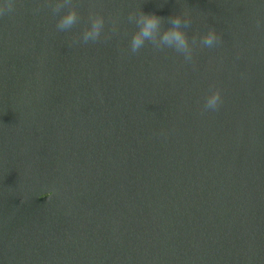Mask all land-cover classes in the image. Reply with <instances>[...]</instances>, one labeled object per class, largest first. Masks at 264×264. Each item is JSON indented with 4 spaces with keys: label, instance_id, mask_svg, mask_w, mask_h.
Returning <instances> with one entry per match:
<instances>
[{
    "label": "water",
    "instance_id": "1",
    "mask_svg": "<svg viewBox=\"0 0 264 264\" xmlns=\"http://www.w3.org/2000/svg\"><path fill=\"white\" fill-rule=\"evenodd\" d=\"M36 3L0 18V264H264V0ZM185 5L215 47L129 53L130 11ZM91 8L118 30L70 46Z\"/></svg>",
    "mask_w": 264,
    "mask_h": 264
},
{
    "label": "clouds",
    "instance_id": "2",
    "mask_svg": "<svg viewBox=\"0 0 264 264\" xmlns=\"http://www.w3.org/2000/svg\"><path fill=\"white\" fill-rule=\"evenodd\" d=\"M16 6L17 0H0V18L15 13ZM43 9L49 10L56 18L57 32H69L80 23L81 13L77 0H37L32 11L35 14ZM127 19L136 26L128 45L130 54H138L144 47L151 46L157 52L172 50L182 56L185 63L194 64L196 48H213L221 41V34L212 26L203 33L197 30L189 37L187 30L192 25L193 17L186 5L184 11L174 13L167 18L155 13H146L140 7L139 10L130 11ZM166 20L167 27H165ZM104 28L105 17L102 11L91 8L82 30L70 38V46L98 43L102 39L107 41L111 38V33L118 30V24L113 20L110 32H105ZM222 102L221 90L213 83L204 97L202 111H216Z\"/></svg>",
    "mask_w": 264,
    "mask_h": 264
}]
</instances>
